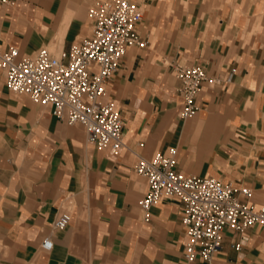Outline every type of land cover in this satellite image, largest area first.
Segmentation results:
<instances>
[{
	"label": "crops",
	"instance_id": "1",
	"mask_svg": "<svg viewBox=\"0 0 264 264\" xmlns=\"http://www.w3.org/2000/svg\"><path fill=\"white\" fill-rule=\"evenodd\" d=\"M95 0H11L0 5V49L52 54L90 33ZM142 47L128 46L104 85L122 121L112 152L80 124L5 86L0 68V264H264V229H223L209 261L185 262L181 203L139 206L147 183L138 158L175 148L174 169L264 196V0H132ZM175 64L199 65L212 82L181 117ZM65 209L63 229L52 226ZM47 240L50 245L44 247ZM239 244L234 249V244Z\"/></svg>",
	"mask_w": 264,
	"mask_h": 264
},
{
	"label": "built area",
	"instance_id": "2",
	"mask_svg": "<svg viewBox=\"0 0 264 264\" xmlns=\"http://www.w3.org/2000/svg\"><path fill=\"white\" fill-rule=\"evenodd\" d=\"M10 3L0 0V5ZM88 16L89 35L72 43L67 51L54 55L41 47L19 58L15 47H7L0 49V68L9 92L49 106L57 120L83 126L88 143L116 152L122 145V121L112 104L100 98L125 48L144 45L137 32L141 12L132 0H95ZM173 73L182 98L180 116L193 115L200 84L214 79L199 65L175 64ZM175 164V148L168 147L150 159L138 158L133 171L146 179L147 189L139 200L145 214L161 197H173L181 203L185 262L195 258L209 261L220 249L223 229L236 233L252 226L264 229V196L255 205L249 188L233 187L209 176L185 175L174 169ZM68 221L67 210L62 209L52 226L63 229ZM42 245L48 248L50 243L44 240ZM233 248L238 249L239 244Z\"/></svg>",
	"mask_w": 264,
	"mask_h": 264
}]
</instances>
